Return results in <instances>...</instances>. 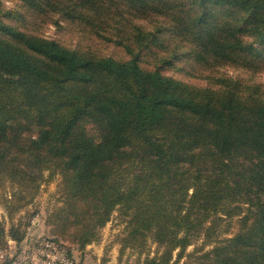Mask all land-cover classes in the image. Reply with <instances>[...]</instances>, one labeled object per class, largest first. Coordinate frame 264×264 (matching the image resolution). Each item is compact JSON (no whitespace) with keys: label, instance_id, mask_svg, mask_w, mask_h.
<instances>
[{"label":"trees","instance_id":"1","mask_svg":"<svg viewBox=\"0 0 264 264\" xmlns=\"http://www.w3.org/2000/svg\"><path fill=\"white\" fill-rule=\"evenodd\" d=\"M17 1L16 25L0 3V188L13 189L0 250L24 240L13 215L60 175L58 221L84 246L119 213L131 241L162 249L145 264L202 237L207 264H264V85L219 75L264 73V0ZM61 22L83 46L33 31ZM181 59L204 85L169 75Z\"/></svg>","mask_w":264,"mask_h":264},{"label":"rangeland","instance_id":"2","mask_svg":"<svg viewBox=\"0 0 264 264\" xmlns=\"http://www.w3.org/2000/svg\"><path fill=\"white\" fill-rule=\"evenodd\" d=\"M2 9L6 15L10 12L20 13V3L17 0H0ZM4 22L11 25L18 23V15L15 18H2ZM36 35L59 42L68 49H77L83 46L80 37L76 36L69 26L61 22L60 25L47 23L43 26L33 27ZM170 51L179 50L184 54L185 50L177 46L174 41L167 40L166 45ZM176 47V48H175ZM98 51L109 54L112 50L104 49L103 46L96 47ZM177 62L179 70H173L169 75L192 85L202 86L205 80L200 72L186 65V60ZM219 75L239 79L250 83L264 85V73L252 75L244 70L225 67L220 70ZM48 174H46L47 177ZM13 189L9 183L0 188V220L6 231L11 227L8 212L3 203V197H10ZM66 207V193L63 188L62 177L57 175L50 181L41 185L40 190L34 197L28 198L25 208L13 215V223L19 221L28 223L26 235L19 248L8 242L6 249L0 250V264H49L50 261H61L60 256L40 254L43 246L48 241L58 240L55 244L62 248L72 264H145L147 259L154 258L161 254L162 249L154 243L151 238L143 242L131 241L128 237L127 218L114 213L111 220L105 227L98 230L97 240L89 245H82V240L77 237L76 227L72 224L63 225L58 221V212ZM238 219H227L221 222L218 229L219 239H228L238 232ZM53 239V240H52ZM52 243V242H50ZM13 247V248H11ZM213 245H205L204 239L195 240L184 252L176 250L172 257L171 264H207L202 255L210 251ZM44 257V258H43ZM56 264H58L56 262Z\"/></svg>","mask_w":264,"mask_h":264},{"label":"built area","instance_id":"3","mask_svg":"<svg viewBox=\"0 0 264 264\" xmlns=\"http://www.w3.org/2000/svg\"><path fill=\"white\" fill-rule=\"evenodd\" d=\"M52 242V243H50ZM40 254H44L49 257V255H54L61 258V261H56L58 264H72V262L66 258V253L63 251L62 248L58 247L55 242L48 241L43 246V251ZM44 258V257H43ZM56 258L49 262V264H56Z\"/></svg>","mask_w":264,"mask_h":264},{"label":"crops","instance_id":"4","mask_svg":"<svg viewBox=\"0 0 264 264\" xmlns=\"http://www.w3.org/2000/svg\"><path fill=\"white\" fill-rule=\"evenodd\" d=\"M11 244H15L14 246H15L16 248H19V245H18L17 243L11 241ZM11 248H13V247H11Z\"/></svg>","mask_w":264,"mask_h":264}]
</instances>
